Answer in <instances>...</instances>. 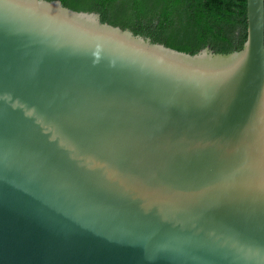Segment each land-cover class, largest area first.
<instances>
[{
	"label": "water",
	"instance_id": "95a60500",
	"mask_svg": "<svg viewBox=\"0 0 264 264\" xmlns=\"http://www.w3.org/2000/svg\"><path fill=\"white\" fill-rule=\"evenodd\" d=\"M0 264H264V0L195 54L0 0Z\"/></svg>",
	"mask_w": 264,
	"mask_h": 264
},
{
	"label": "trees",
	"instance_id": "16d2710c",
	"mask_svg": "<svg viewBox=\"0 0 264 264\" xmlns=\"http://www.w3.org/2000/svg\"><path fill=\"white\" fill-rule=\"evenodd\" d=\"M74 10L195 54L228 53L247 39V0H61Z\"/></svg>",
	"mask_w": 264,
	"mask_h": 264
}]
</instances>
